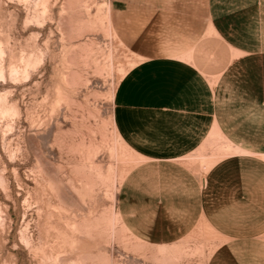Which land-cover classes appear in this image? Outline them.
Instances as JSON below:
<instances>
[{
    "label": "rangeland",
    "instance_id": "1",
    "mask_svg": "<svg viewBox=\"0 0 264 264\" xmlns=\"http://www.w3.org/2000/svg\"><path fill=\"white\" fill-rule=\"evenodd\" d=\"M204 23V0H0V264L206 263L209 238L125 227L119 189L143 158L114 121L126 73ZM211 145L190 159L222 156Z\"/></svg>",
    "mask_w": 264,
    "mask_h": 264
},
{
    "label": "crops",
    "instance_id": "2",
    "mask_svg": "<svg viewBox=\"0 0 264 264\" xmlns=\"http://www.w3.org/2000/svg\"><path fill=\"white\" fill-rule=\"evenodd\" d=\"M186 45L157 51L121 79L114 121L141 159L118 209L149 245L215 243L205 264H264V0H204ZM226 143L222 156L212 141Z\"/></svg>",
    "mask_w": 264,
    "mask_h": 264
},
{
    "label": "bare ground",
    "instance_id": "3",
    "mask_svg": "<svg viewBox=\"0 0 264 264\" xmlns=\"http://www.w3.org/2000/svg\"><path fill=\"white\" fill-rule=\"evenodd\" d=\"M1 76V75H0Z\"/></svg>",
    "mask_w": 264,
    "mask_h": 264
}]
</instances>
